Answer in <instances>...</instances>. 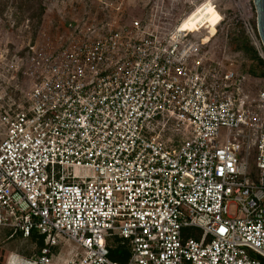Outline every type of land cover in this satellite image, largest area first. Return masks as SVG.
<instances>
[{
	"label": "built area",
	"instance_id": "built-area-1",
	"mask_svg": "<svg viewBox=\"0 0 264 264\" xmlns=\"http://www.w3.org/2000/svg\"><path fill=\"white\" fill-rule=\"evenodd\" d=\"M92 1L102 20L5 57L8 81L28 86L18 102L0 90V228L45 238L37 257L7 264H50L58 236L81 250L67 264H118L115 238L126 264H263L264 83L191 37L228 41L234 27L264 60L253 0H207L213 34L181 29L191 11L122 18L120 4Z\"/></svg>",
	"mask_w": 264,
	"mask_h": 264
},
{
	"label": "rangeland",
	"instance_id": "rangeland-1",
	"mask_svg": "<svg viewBox=\"0 0 264 264\" xmlns=\"http://www.w3.org/2000/svg\"><path fill=\"white\" fill-rule=\"evenodd\" d=\"M13 0H0V90L12 89L14 99L18 102L22 100V88L28 86V82L21 77L19 79V89L14 88V82L8 81L9 73L5 68V57L15 54L25 55L28 47L35 43L43 44L47 42V38L53 43V47L60 45V36L64 34L69 23L83 21L90 22L93 18L101 16L96 10L97 3L92 0H42L44 8L40 24L37 23L35 17L36 7L27 9V5H23V9L12 7ZM111 4H120L122 12L120 16L123 18H138L142 19L145 10L149 5H156L155 9L164 10L163 12L169 15L172 22H176L180 17L190 12L183 22L190 27L199 28L207 25L206 29L212 31V28L220 19L219 13L213 8L211 2L207 0H105ZM203 1V2H202ZM202 2V3H201ZM201 3V4H199ZM196 8H194V6ZM223 5L229 6V2L219 3V8ZM23 13V14H21ZM103 17H97L98 21ZM195 29V28H194ZM224 33L220 31L215 38H208L204 31L191 35L192 38H207V46L215 47L218 54L225 47L230 55L236 59L243 70H247L246 64L253 63L259 56L258 51L251 44V41L245 37L244 33L234 27L229 28ZM205 44V43H204ZM226 55V54H225ZM253 65V64H252ZM235 69V68H234ZM264 83V77H256ZM171 128V127H170ZM169 128V130H170ZM3 127L0 124V141L4 138ZM169 135H174L168 132ZM175 138H180L178 133ZM67 172V170H66ZM69 172V171H68ZM249 174L255 176L257 169L254 162H250ZM4 229V228H3ZM189 232L198 233L197 229H189ZM58 246L53 248V253L50 256V264H67L68 260L73 257L76 251L80 248L71 240L64 236H58ZM112 245L115 242L112 241ZM38 247L30 239L14 236L8 237V232L0 230V264H7L8 257H23L30 255L31 258L38 256ZM264 264V260H263Z\"/></svg>",
	"mask_w": 264,
	"mask_h": 264
},
{
	"label": "trees",
	"instance_id": "trees-1",
	"mask_svg": "<svg viewBox=\"0 0 264 264\" xmlns=\"http://www.w3.org/2000/svg\"><path fill=\"white\" fill-rule=\"evenodd\" d=\"M12 7H17L18 9H23V5H27L26 10H30L31 6L36 7V13L35 17L37 18V23L40 24L41 17L44 12V8L42 6V0H13L12 1ZM30 7V8H29ZM23 14V13H21ZM253 64V65H252ZM247 70L246 72L250 73L253 77H264V60L260 57H257V59L253 63L246 64ZM8 232V237L12 238L14 236H19L21 238H24L20 232H17L10 228H0V230ZM30 239L32 242L36 244L38 247L37 254L39 255L41 252V249L43 248L45 244V238L44 236L38 235L36 232H32L31 235L26 238ZM112 241L115 242V245H112ZM107 247L109 249V259L112 262L118 263V264H126L128 262L129 256H130V245L127 241L115 238L113 240L107 241ZM25 258H30V255H24Z\"/></svg>",
	"mask_w": 264,
	"mask_h": 264
},
{
	"label": "water",
	"instance_id": "water-1",
	"mask_svg": "<svg viewBox=\"0 0 264 264\" xmlns=\"http://www.w3.org/2000/svg\"><path fill=\"white\" fill-rule=\"evenodd\" d=\"M257 34L264 48V0H253Z\"/></svg>",
	"mask_w": 264,
	"mask_h": 264
},
{
	"label": "bare ground",
	"instance_id": "bare-ground-1",
	"mask_svg": "<svg viewBox=\"0 0 264 264\" xmlns=\"http://www.w3.org/2000/svg\"><path fill=\"white\" fill-rule=\"evenodd\" d=\"M217 24V23H216ZM185 25H187L188 26V24L187 23H185V22H182V24H181V29H184V30H187L188 29V27L187 28H185ZM189 29H192V30H194V26L193 27H190ZM210 31V30H209ZM215 32V26L212 28V31H210V33L211 34H213Z\"/></svg>",
	"mask_w": 264,
	"mask_h": 264
},
{
	"label": "snow or ice",
	"instance_id": "snow-or-ice-1",
	"mask_svg": "<svg viewBox=\"0 0 264 264\" xmlns=\"http://www.w3.org/2000/svg\"><path fill=\"white\" fill-rule=\"evenodd\" d=\"M187 27H188V26H187V25H185V28H187ZM221 171H223V170H221ZM225 231H226V229H225V228H223V227H221V228H220V232H221V233H224Z\"/></svg>",
	"mask_w": 264,
	"mask_h": 264
}]
</instances>
